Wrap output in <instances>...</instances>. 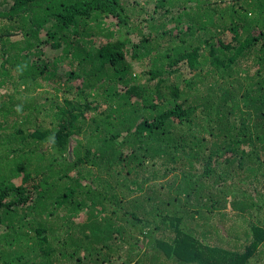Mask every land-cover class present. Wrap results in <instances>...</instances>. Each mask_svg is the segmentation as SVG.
Returning <instances> with one entry per match:
<instances>
[{
    "label": "trees",
    "instance_id": "trees-1",
    "mask_svg": "<svg viewBox=\"0 0 264 264\" xmlns=\"http://www.w3.org/2000/svg\"><path fill=\"white\" fill-rule=\"evenodd\" d=\"M0 264H264V0H0Z\"/></svg>",
    "mask_w": 264,
    "mask_h": 264
},
{
    "label": "rangeland",
    "instance_id": "rangeland-1",
    "mask_svg": "<svg viewBox=\"0 0 264 264\" xmlns=\"http://www.w3.org/2000/svg\"><path fill=\"white\" fill-rule=\"evenodd\" d=\"M222 220H224V219H217V220H213L214 221V224L215 223H218V222H220V221H222ZM226 220V219H225ZM226 221H224L223 223H222V225L221 226H223V227H226L227 226V223L226 224H224ZM227 222H228V220H227ZM228 228V226L226 227V229ZM226 239H228V238H226ZM225 243H228V240H225Z\"/></svg>",
    "mask_w": 264,
    "mask_h": 264
}]
</instances>
